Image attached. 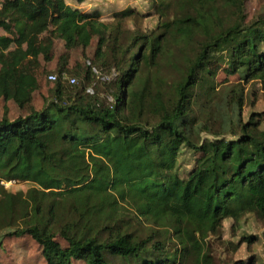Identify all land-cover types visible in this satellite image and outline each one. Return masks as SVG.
Masks as SVG:
<instances>
[{
    "label": "trees",
    "instance_id": "1",
    "mask_svg": "<svg viewBox=\"0 0 264 264\" xmlns=\"http://www.w3.org/2000/svg\"><path fill=\"white\" fill-rule=\"evenodd\" d=\"M146 1L159 19L150 32L124 28L134 9L105 23L55 3L66 50L97 37L90 63L114 69L111 101L61 72L37 109L36 77L15 74L24 56L0 69V99L25 111H0V233L30 237L46 264H215V243L231 246L224 221H264V113L242 118L243 86L264 88V13L246 21L247 0ZM27 27L13 26L19 38ZM214 62L239 82L217 87Z\"/></svg>",
    "mask_w": 264,
    "mask_h": 264
},
{
    "label": "rangeland",
    "instance_id": "2",
    "mask_svg": "<svg viewBox=\"0 0 264 264\" xmlns=\"http://www.w3.org/2000/svg\"><path fill=\"white\" fill-rule=\"evenodd\" d=\"M59 0H0V21L11 26V29L0 28V37L6 36L12 39L8 45L0 46V69L6 68L16 55H23L24 59L15 70L16 76L22 73H31L39 83L38 91L30 96V104L40 108L42 97L51 96L54 92V81L48 80L49 75L57 78L61 74V80L69 83L70 78L75 79L74 85L82 81L86 86V92L96 93L111 101L108 90L110 83L116 79L113 68H105L94 60V53L97 48V37L92 35L90 46L87 48H74L66 50L60 35L55 31L58 11L55 3ZM70 7L77 8L81 12H98L99 20L105 23L113 21L114 13L125 9H134L136 12L132 17L125 20L124 28L150 32L158 24V15L150 2L146 0H64ZM264 13V0H247L245 2L246 21H251L258 15ZM27 14L32 19L27 18ZM27 22L28 27L22 38L18 37L13 26L17 22ZM90 63L92 73L89 80H82L86 68ZM209 69L215 74L217 87L230 86L239 82L237 74L227 62H214ZM244 105L242 118L246 121L251 112L264 113V88L257 82L251 81L244 86ZM7 110L10 118L24 114L16 105L11 102H4L0 99V111ZM261 128L264 129V117ZM4 187L13 192H26L30 187L24 182L2 183ZM8 231L0 233V264H46L40 247L28 236L14 238L5 236ZM264 221L254 215L248 214L233 224L226 220L222 226L223 241L230 242V248L224 244L215 243V264H222L223 261L244 260L249 258L254 264H264ZM255 236L251 244L242 243L237 250L232 245L243 241L244 237ZM57 241L65 246L60 238ZM72 264H81L72 262Z\"/></svg>",
    "mask_w": 264,
    "mask_h": 264
},
{
    "label": "built area",
    "instance_id": "3",
    "mask_svg": "<svg viewBox=\"0 0 264 264\" xmlns=\"http://www.w3.org/2000/svg\"><path fill=\"white\" fill-rule=\"evenodd\" d=\"M48 80H50V81H55V80H56V76H54V75H49V76H48ZM68 82H69V84H74V83H75V79H74V78H70V79L68 80Z\"/></svg>",
    "mask_w": 264,
    "mask_h": 264
},
{
    "label": "crops",
    "instance_id": "4",
    "mask_svg": "<svg viewBox=\"0 0 264 264\" xmlns=\"http://www.w3.org/2000/svg\"><path fill=\"white\" fill-rule=\"evenodd\" d=\"M19 74H22V72H20Z\"/></svg>",
    "mask_w": 264,
    "mask_h": 264
}]
</instances>
